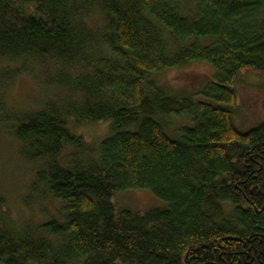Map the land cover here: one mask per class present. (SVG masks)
<instances>
[{
    "label": "trees",
    "instance_id": "trees-1",
    "mask_svg": "<svg viewBox=\"0 0 264 264\" xmlns=\"http://www.w3.org/2000/svg\"><path fill=\"white\" fill-rule=\"evenodd\" d=\"M194 63L218 72L196 93L148 80ZM0 64L1 91L55 64L41 83L74 100L16 119L61 220L0 231V264H264V104L253 129L235 119L243 73L264 76V0H0ZM174 116L195 123L178 139ZM68 117L112 121L96 158ZM127 190L168 208L122 209Z\"/></svg>",
    "mask_w": 264,
    "mask_h": 264
},
{
    "label": "rangeland",
    "instance_id": "rangeland-1",
    "mask_svg": "<svg viewBox=\"0 0 264 264\" xmlns=\"http://www.w3.org/2000/svg\"><path fill=\"white\" fill-rule=\"evenodd\" d=\"M92 13L95 16L90 20V25L100 27V16L96 11ZM0 65V68L5 69V64ZM51 66L57 67L55 64ZM54 68H32L34 74L38 75V81L31 76H20L8 90L0 89V231H7L8 228L24 230L26 227L36 230L52 220H61V203L43 187L33 190L36 175L45 169V165L42 161H27L23 144L14 134L16 119L39 113L49 104L56 109L64 101L68 104L74 102L71 98L68 99L70 95L66 91L41 83L47 73H54ZM29 71L31 72L30 68ZM216 74L218 72L209 64L194 63L188 67L155 74L148 80L156 81L160 87L176 95L193 94L200 90L205 81L213 80ZM237 91L239 106L235 115L236 124L240 130L248 131L256 127L263 118L264 76L244 72ZM165 123L169 127L167 132L173 139L180 137L181 128H192L195 124L189 116H174ZM112 127V121L83 122L79 118L68 117L67 128L90 145L94 150V157L95 153L98 155L101 144L113 135ZM83 155L88 160L91 157L89 152H84ZM115 200L122 209L140 214L168 208L165 201L149 190L122 191L116 194Z\"/></svg>",
    "mask_w": 264,
    "mask_h": 264
}]
</instances>
